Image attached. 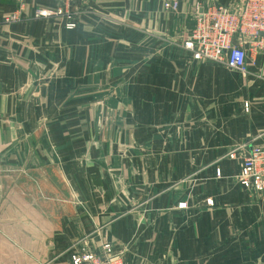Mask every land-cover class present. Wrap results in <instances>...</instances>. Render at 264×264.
Segmentation results:
<instances>
[{"label": "crops", "instance_id": "1", "mask_svg": "<svg viewBox=\"0 0 264 264\" xmlns=\"http://www.w3.org/2000/svg\"><path fill=\"white\" fill-rule=\"evenodd\" d=\"M168 1L0 0V264H70L96 232L124 264H264V201L225 157L264 148V52L246 39L247 76L195 60L200 10L240 0Z\"/></svg>", "mask_w": 264, "mask_h": 264}, {"label": "built area", "instance_id": "2", "mask_svg": "<svg viewBox=\"0 0 264 264\" xmlns=\"http://www.w3.org/2000/svg\"><path fill=\"white\" fill-rule=\"evenodd\" d=\"M177 7L173 0L165 5L169 10H176ZM42 15L47 14L42 12ZM74 27V23L69 24V29ZM189 36L199 43V46L192 40L187 43V48L193 50L197 58L206 57L215 61L225 58L230 69L245 72L247 51L240 45L242 39L253 36L259 51L264 52V0H240L235 10L210 4L198 13L195 28ZM235 36H241L238 46L235 45ZM229 158L241 160L240 185L247 191L259 194L264 201V148H253L248 155L243 156L236 151L229 154ZM122 255L112 245L105 243L96 251L82 248L74 252L70 264H124Z\"/></svg>", "mask_w": 264, "mask_h": 264}, {"label": "rangeland", "instance_id": "3", "mask_svg": "<svg viewBox=\"0 0 264 264\" xmlns=\"http://www.w3.org/2000/svg\"><path fill=\"white\" fill-rule=\"evenodd\" d=\"M15 2H17V0H14ZM67 1H69V0H67ZM23 2H24V0H21V1H19V2H17L18 4H20V6H22V4H23ZM208 5H206L205 7H207ZM204 7V8H205ZM41 14H42V12H40ZM18 14L16 13V14H14V15H12L10 18H8L7 20H6V22H8V23H13L14 21H16L17 20V18H18V16H17ZM56 15L57 16H60V17H62V16H64V15H67V18H68V20H69V22H68V24H66V29L67 30H74L75 28H76V25H75V27L74 28H71V29H69V24L70 23H73L72 21H71V19H72V16H71V14H69V13H64L61 9L60 10H58L57 11V13H56ZM190 35V34H189ZM241 37V36H240ZM239 36H235L234 37V40H235V45L236 46H238L239 44H240V40H241V38H240ZM247 38H249L250 40L248 41L249 42V52H254V53H256V51L255 50H257L258 52H259V49H258V45H257V43L255 42V40L253 39V36H248V37H246V38H243L242 39V44L241 45H244V44H246L247 42H246V39ZM193 41V43L195 44V45H197V46H199V43L198 42H195L193 39H192V36H186L185 37V39H184V48H186L187 50H189V51H191V52H193V55H194V59L195 60H197V61H207V62H214V63H224L225 62V58H224V60L222 61H215V60H211V59H208V58H206V57H201V58H197V54L193 51V50H190V49H188L187 48V43H189L190 41ZM203 42L201 41V44H202ZM206 45H204V47H205ZM196 51H198V48H197V50ZM247 57H248V55H247ZM229 68V67H228ZM230 69V68H229ZM230 70H232V69H230ZM232 71H235V72H237V73H239V74H241V75H243V76H247L248 75V64H247V70L245 71V72H243V71H237V70H232ZM246 109L247 110H249V104H247L246 105ZM244 150V148H243V146H239V147H237V148H235V149H233L230 153H228L225 157H228L229 158V154H232L233 152H240V151H243ZM240 156H243L242 155V152H241V154H240ZM230 159V158H229ZM237 160H239V159H237ZM240 163H241V160H240ZM11 170H7L6 172L7 173H9ZM1 169H0V174H1ZM239 175H240V173L237 175V176H235V179H236V181L237 182H239L240 181V178H239ZM217 176H218V178H221V173H217ZM240 183V182H239ZM252 193H254V192H252ZM251 193V194H252ZM255 194V193H254ZM39 202H37V203H35V205H34V207H37V209H36V211H35V213H33V215L34 214H37V215H34L35 216V218L34 219H38V224H40L43 220H46L47 219V216H48V214H46L45 212V208H46V205H45V201H42V200H38ZM208 204L211 206V207H213L214 206V204H213V202H208ZM179 208H181V209H186V208H188V203L186 202V203H182V204H180L179 206H178ZM57 210H58V206H57V203H56V213H57ZM61 221H62V216L60 215V216H57V214H56V216L54 217V223H56L55 225H57V224H60L61 223ZM26 222H30V219L29 218H27L26 219ZM33 223H36V222H33ZM82 235H84V234H82ZM102 238V241L100 242V246H99V248L101 247V245L102 244H105V243H107V244H110L109 243V241L106 239V236L104 235V234H98L97 232L96 233H93V234H87V236H82L79 240H77L76 242L74 241L72 244H71V247L69 248V250L68 251H70V252H76V251H80L82 248H86V249H88V250H92V251H94V249L92 248V244L90 243L92 240H94L95 238ZM111 245V244H110Z\"/></svg>", "mask_w": 264, "mask_h": 264}]
</instances>
